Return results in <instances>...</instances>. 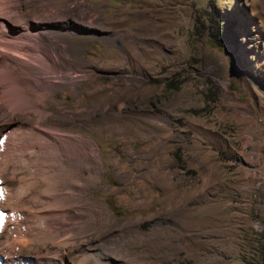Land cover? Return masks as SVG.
<instances>
[{"label": "rangeland", "instance_id": "374dc122", "mask_svg": "<svg viewBox=\"0 0 264 264\" xmlns=\"http://www.w3.org/2000/svg\"><path fill=\"white\" fill-rule=\"evenodd\" d=\"M9 10L4 28L17 34L33 24L73 36L48 39L57 72L21 62L57 85L53 133L74 152L48 154L39 141L31 167V150L14 154L0 187L24 198L0 201L19 211L9 230H42L39 213L58 208L70 227L32 246L47 244L45 262L264 264V0H13ZM38 119L0 101V133H16L0 143L22 144ZM6 237L3 255H33Z\"/></svg>", "mask_w": 264, "mask_h": 264}, {"label": "bare ground", "instance_id": "6f19581e", "mask_svg": "<svg viewBox=\"0 0 264 264\" xmlns=\"http://www.w3.org/2000/svg\"><path fill=\"white\" fill-rule=\"evenodd\" d=\"M12 5H13V0H0V6L4 7V8H1L0 10H4V12L8 11L9 9H11ZM66 8H67V6H66ZM9 11H11V10H9ZM2 14H0V22H1L0 23V28H2L1 29L2 32L0 31V55L4 54L6 52L10 56H2V59L0 58V101H1V103H3V105L5 107H7L10 110V112L13 115L18 114V113L29 114L30 112H33V114L35 116H37L39 119L45 120V122L43 123L42 127H44V128L46 127L48 129V131H45L41 126L40 127H34V130L33 129L31 130L29 136L26 139L22 140L24 142L22 144H20V145H17V144L16 145H14V144H12V145L11 144H4V142H1L0 143V175L1 176H2V174L4 172L6 173V170L8 169L9 165H11V164H12V166H13V164L15 165V161H16L14 159V154L15 153L18 154L20 152L22 153L24 151L26 152L27 150L28 151L31 150L32 152L30 151L28 153L29 157L26 160L27 162H25L27 165H29V167H31L33 165V163H35V161H38L36 158L32 157L33 152H35L33 150H38L39 151V149L42 150V149L45 148L44 151H45V153H47L48 150H49V147L51 145L58 153H61V155L62 154H66L67 155V154L74 153L72 147L69 146L70 144L69 143H68V145L66 144L68 142V140L66 142H65V140L63 141L64 138L65 139L67 138L66 136L63 139H61L63 137V135H62V137H59V136H57V135H55L53 133V130L55 128L54 126H56L55 122H53V118H54L55 115H51L48 112V110H50V107H53V106L56 107V103L53 102V100H52V90H54L56 88V86H57L54 82L51 81V78L48 75V73H50L49 71H51V73L52 72L55 73V70H56L55 68H57L56 66H57V63L59 61V57L55 56V54H54L55 52L54 53L52 52V51L56 50V49L52 50L53 49V43H51L52 40L50 42L48 39H53L55 37H58V38H60L62 40H73L72 39L73 36L71 34H69L68 32H55V31H49V32H44L43 31V32H41V31L37 30V28H35V25H33V24H31L30 26L27 25L28 27H27V30L25 31L26 33L24 32L22 34H17V32L14 29L10 30L9 28L8 29L4 28L5 27V21H4L5 17ZM65 16L67 18V15H64L63 17H65ZM35 20H37V19H35ZM121 23H127V20L126 19H123V20L121 19ZM25 37H26V39H29V40H30V38H32V39L34 38L33 47H29L27 49V47L25 48L24 46L22 47V46H19V45L15 46V45L9 43V41H11V40L22 39V38H25ZM23 40H25V39H23ZM63 57L65 59V56H63ZM26 58H29V60L31 59V61L33 60V63L37 62V64L39 63V65H42L40 67L46 66L45 67L46 69L49 68V70H47L48 73L45 71V73H44L45 76H44V74H42L39 71V69H36L34 67H28L25 64H23L21 62V60L26 59ZM33 65H35V63ZM46 69H44V70H46ZM56 72H57V70H56ZM46 73H47V75L49 77H46ZM48 78H50V79H48ZM47 112L52 117H50V115H48ZM83 113H84V110H83L82 114ZM1 123L2 122H0V125H3ZM4 124L10 125V124H15V123H13V122H11V123L5 122ZM8 127H10V126H8ZM3 128H0V130L4 131V130H2ZM56 128H57V126H56ZM8 129H12V127L8 128ZM8 129L6 130L8 132H2L0 134L3 137L11 140V135L13 136V134H14V136H15L16 133H12V131H9ZM13 130H15V129H13ZM61 133L64 134L65 132L62 131ZM37 138H39L40 140L37 139ZM81 138H82V136H81ZM12 139H13V137H12ZM39 141H44V144H45L44 148H42L43 144H38ZM81 148L82 147H79V154L83 151V149H81ZM41 150L39 152H41ZM49 153L50 152H48V154ZM77 154H78V152H77ZM35 155H37V154H35ZM19 156H20V154H19ZM21 161H19V162H21ZM34 166L36 167V165H34ZM33 168L27 174V176H31V178H32V176L35 177L37 175L36 174L37 171L35 169H33ZM39 178H41V177H39ZM45 178H47V177H45ZM24 179L25 180L28 179V178H26V175H24L23 180ZM24 181H23V183H24ZM41 181H42V179H41ZM45 181L47 182V180H45ZM45 181H44V183H46ZM4 183L5 182H3V184ZM52 185H53V183H52ZM45 186H47V185H45ZM43 187H44V185H43ZM50 187H51V185H50ZM23 191L21 192L20 195H17L16 198H14L13 197L14 195L12 196L11 190H10V188L7 185H6V188L5 187H3V188L0 187V201H2V200L6 201L5 203L10 204V205H11V203L13 201L14 202L13 205H14L15 201H16V203H18L19 198L24 193ZM39 191L41 192L42 190H39ZM43 192H45V191L43 190ZM49 194L50 193L48 191L47 195H49ZM48 197L47 198L45 197L44 198L45 200L42 198V200L45 201V202H47V201L50 202V200H48ZM23 198H21V199H23ZM28 202L30 204L32 201L29 200ZM19 203H20V201H19ZM16 205L18 206V204H16ZM47 205H49V204H47ZM6 207H8V206H6ZM47 208H48V206H47ZM9 210H11V212L12 211L13 212L10 213V215H8V219L6 220L5 226L0 230V236H3V234L8 230L9 234L12 233V238L6 237L7 244L12 249H14L16 251L19 249V247H22V248H24L26 250L29 249V251L33 255L31 256L27 252L19 253V254L14 253L12 255L11 253H9L7 251H3L4 252V255H3L1 250H0V254L5 258L7 263L8 264H43V262H44V264H53L54 262L51 263V261H50V263H49V262H45L43 260L45 255H46L45 252H47L50 255V251H49L50 249H48V247L46 246L47 244L44 247L41 246L39 249L38 248L34 249V247H32V246H33L34 243L40 241L38 239V237H41V239H45L46 240L45 242L47 243V241L49 242V240H50V239H47L48 237L51 236L50 234H52V233L54 234V232L61 233L60 231H64L66 228L70 227V225L68 224V221H69L68 213L62 212L58 208H57V210H55L54 208L53 209L50 208L49 211H42L41 213H39V215L41 216L40 218H41L42 227H43L42 230L36 229L33 225L30 226V228L28 227L29 229L26 227V229L22 230L24 225H26V224H24L21 227V229L20 228L19 229L16 228L15 230L12 229V231H11V230H9V226H8L9 218L11 220L17 219L16 215L18 214L19 211L18 212L15 211L17 209H15L13 207H11V209H9ZM66 212H68V211H66ZM24 216H25L24 219L27 218L26 219L27 222L30 221L29 219H31L33 217V216L30 217L29 215H27V217H26V214L23 215V217ZM67 217H68V219H67ZM71 218H73V217H71ZM189 218L190 217H188V220H189ZM23 221H21V222H23ZM16 223L17 222L15 221L14 224H16ZM16 225H18V224H16ZM27 226H28V224H27ZM56 233H55V235H56ZM14 235H15V237H14ZM51 240H52V237H51ZM45 242H44V244H45ZM41 243H42V241H41ZM67 243L68 242H66L64 240H62V242H60V244L63 247H66ZM37 244H35V245H37ZM38 245H41V244H38ZM81 245H83V244H81ZM2 250H3V248H2ZM11 252H13V251H11ZM61 253L62 252L60 251L58 253V255L61 254ZM66 253H67V249H65L62 254L65 255ZM51 254H53V253L51 252ZM49 255H46V257H49ZM70 255H73V254H70ZM91 255H89L90 258H91ZM54 256H56V255H54ZM94 256L95 255H93L92 257L95 259L96 256L95 257ZM53 258L57 259L55 257H53ZM51 259H52V256H51ZM87 259H89V258L87 256H85V254H82L81 256H77V257L75 256L72 260L74 262H76V264H87ZM96 261H97V259H96Z\"/></svg>", "mask_w": 264, "mask_h": 264}, {"label": "snow or ice", "instance_id": "6c2138e0", "mask_svg": "<svg viewBox=\"0 0 264 264\" xmlns=\"http://www.w3.org/2000/svg\"><path fill=\"white\" fill-rule=\"evenodd\" d=\"M3 221V213H0V223Z\"/></svg>", "mask_w": 264, "mask_h": 264}, {"label": "clouds", "instance_id": "9594fccd", "mask_svg": "<svg viewBox=\"0 0 264 264\" xmlns=\"http://www.w3.org/2000/svg\"><path fill=\"white\" fill-rule=\"evenodd\" d=\"M1 209V208H0ZM3 212H6V211H4L3 209H1ZM7 213V212H6ZM8 214V213H7ZM9 215V214H8ZM2 256V255H1Z\"/></svg>", "mask_w": 264, "mask_h": 264}]
</instances>
